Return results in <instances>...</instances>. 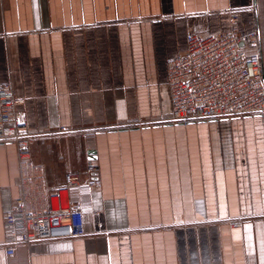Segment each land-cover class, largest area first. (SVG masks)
Masks as SVG:
<instances>
[{
    "label": "crops",
    "instance_id": "1",
    "mask_svg": "<svg viewBox=\"0 0 264 264\" xmlns=\"http://www.w3.org/2000/svg\"><path fill=\"white\" fill-rule=\"evenodd\" d=\"M257 32L264 0H0V85L11 84L50 186L75 189L86 236L4 248L19 196L16 146L0 143V264H264V113L178 124L169 61L187 36Z\"/></svg>",
    "mask_w": 264,
    "mask_h": 264
},
{
    "label": "built area",
    "instance_id": "2",
    "mask_svg": "<svg viewBox=\"0 0 264 264\" xmlns=\"http://www.w3.org/2000/svg\"><path fill=\"white\" fill-rule=\"evenodd\" d=\"M242 15L231 14L224 32L190 34L185 52L168 64L172 112L169 122L189 124L264 113V74L257 32L243 33ZM11 84L0 85V143L16 146L19 196L4 216L8 257L19 245L86 236L84 207L71 200L75 189L100 190L99 166L88 162L83 173H69L50 186L43 166L32 161L36 135L17 109Z\"/></svg>",
    "mask_w": 264,
    "mask_h": 264
}]
</instances>
